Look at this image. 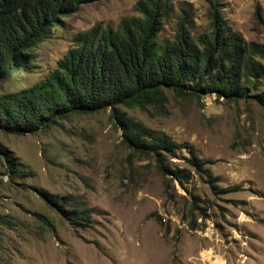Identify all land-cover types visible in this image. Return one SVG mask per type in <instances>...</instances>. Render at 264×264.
Segmentation results:
<instances>
[{
  "label": "rangeland",
  "instance_id": "rangeland-1",
  "mask_svg": "<svg viewBox=\"0 0 264 264\" xmlns=\"http://www.w3.org/2000/svg\"><path fill=\"white\" fill-rule=\"evenodd\" d=\"M137 1L98 0L63 18L23 71L0 80V94L54 70L78 33L137 15ZM172 1L165 35L179 8L203 31L216 1L245 40L264 44V0ZM118 110L165 133L177 149L158 157L131 150L110 109L34 134L0 132V147L26 171L10 178L0 155V264H264V109L250 98L167 93L161 107ZM190 151L202 171L187 161ZM158 161L188 179L164 173ZM40 190L62 198L64 210L79 204L88 221L66 220Z\"/></svg>",
  "mask_w": 264,
  "mask_h": 264
},
{
  "label": "trees",
  "instance_id": "trees-1",
  "mask_svg": "<svg viewBox=\"0 0 264 264\" xmlns=\"http://www.w3.org/2000/svg\"><path fill=\"white\" fill-rule=\"evenodd\" d=\"M95 1L0 0V80L23 71L34 58V47L49 39L63 18ZM220 8L216 1L210 5L207 27L199 32L190 10L179 8L173 34L165 35L173 1L138 0L137 15L115 28L97 24L78 33L54 70L19 91L0 94V132L34 134L71 115L110 109L122 128L123 143L158 157L174 152L177 145L165 133L132 121L119 107H161L167 93L178 98L212 93L230 102L250 98L264 109V44L245 40ZM191 151L187 161L195 172L202 171L204 162ZM0 155L10 178L26 173L1 147ZM158 168L179 181L189 177L159 161ZM39 193L66 220L80 225L88 221L79 204L69 202L64 210L62 198Z\"/></svg>",
  "mask_w": 264,
  "mask_h": 264
}]
</instances>
